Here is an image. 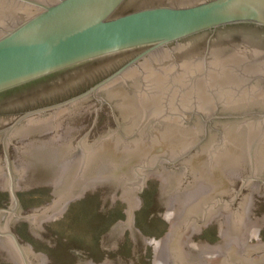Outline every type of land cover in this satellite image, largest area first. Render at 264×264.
Wrapping results in <instances>:
<instances>
[{"label": "water", "instance_id": "1", "mask_svg": "<svg viewBox=\"0 0 264 264\" xmlns=\"http://www.w3.org/2000/svg\"><path fill=\"white\" fill-rule=\"evenodd\" d=\"M127 1L0 0V95L145 49L83 93L25 112L1 131L0 254L10 255L1 261L49 264L31 245H20L11 233L16 222L30 221L35 237L43 238V224L65 219L76 200L109 187L112 210L114 201H124L129 223L112 228L106 250H117L132 230L135 255L139 236L144 247H155L156 264H264V113L214 120L212 128H221L206 138L201 115L191 113L211 94L225 104L264 96L263 83L241 88L238 81L218 91L233 84L221 64L207 75L178 73L159 81L162 75L152 76L158 67L144 65L141 78L104 91L151 55L207 32L251 26L263 35L264 0L136 3L125 13L133 3L120 10ZM54 90L39 91L29 105L55 101ZM212 105L203 115L264 108ZM13 107L0 113V125L25 106L17 100Z\"/></svg>", "mask_w": 264, "mask_h": 264}, {"label": "flooded vegetation", "instance_id": "2", "mask_svg": "<svg viewBox=\"0 0 264 264\" xmlns=\"http://www.w3.org/2000/svg\"><path fill=\"white\" fill-rule=\"evenodd\" d=\"M175 1L184 2L186 0ZM175 1L133 0V3L128 8H124V6H126L130 2V0H128L120 10H123V8L128 9L125 13L133 11L134 5L136 3H144L145 5H147L144 7L177 6L178 4H173ZM260 34L261 33H256L255 28L251 26H228L218 29L215 32H207L206 34L195 37L188 41V43L183 42L181 44L171 45L168 48H165L151 55L147 59L139 62L136 66L126 72L122 79H120L118 82L108 87L104 91L108 90L113 86H123V83H128L131 82V80H137L138 78H141L144 70V65H148L149 69H154V67L156 66L158 67V72H155V74L152 76L156 78V76L158 77L162 75V77L160 76L161 78H156L159 81L164 79L166 80V78L168 80L170 77H173L178 73L188 74L190 72H199L202 75H207L206 73H210L212 71V66L217 67L221 64L223 67L226 68L223 70H225L229 73V75H231L230 81H233V84L229 85V83L226 86L221 85V87L224 88H220V85H217V87L215 85L216 88L219 87L218 91H221L220 89H228V87L231 88V86H236V83H238V81H240L242 84H240L241 88H252V86H254L257 82L263 83L264 86V75L261 74L260 71L262 69L264 70V34ZM255 49H262L263 52H258ZM144 50L145 49H134L124 53L98 59L1 94L0 113L12 110L10 108H14L13 104L17 100H21L22 105H24L25 107L21 110H17L18 112L13 114V117L11 118V120H9L7 124L0 125V140L3 136V133L1 131L7 128L20 115L31 110L59 103L61 101L74 97L80 93H83L84 91L93 87L101 80L116 72L121 67L131 62ZM197 50L202 51V56H199L200 59L194 58L187 61L185 58H183L187 55L194 54ZM159 53H161L160 55L163 58H157L155 60H152L154 56ZM186 65H197L199 66V69L186 70L184 68ZM216 75L217 74H215V76ZM164 76L167 77L164 78ZM45 89H55L54 91H52V96L56 97V100L49 102L45 105H29V100L32 99V96L34 97L35 101L38 100L35 99V96L37 95L36 93ZM104 91L100 92L97 96H100L101 93H103ZM209 96L210 99H207V105L201 107V110L191 109L192 115H201V118L204 121L203 135H205V138L210 130L221 128L219 125L216 128H212V121L214 120H238L232 118H225V116L254 112L264 113V108L245 107L250 103L264 104V96H259V98L251 99L248 101L245 99L239 100L233 104H225L219 101V96H217L216 94H211ZM89 99L91 100L95 98L91 97L86 100ZM212 104H215L217 107L223 105L225 107L235 108H241L244 106L245 108L243 111H240L238 113H220L218 110L214 109L213 111L211 110L212 112H210L209 114L203 115V112H205V110L208 111L209 108L213 106ZM197 107L199 108V106ZM208 118L212 119L209 122H206ZM205 138H203L202 140H204Z\"/></svg>", "mask_w": 264, "mask_h": 264}, {"label": "rangeland", "instance_id": "3", "mask_svg": "<svg viewBox=\"0 0 264 264\" xmlns=\"http://www.w3.org/2000/svg\"><path fill=\"white\" fill-rule=\"evenodd\" d=\"M129 211L124 201H114L112 210L109 187L98 189L97 196H83L67 210L66 218L45 223L43 238L35 237L30 221H17L11 233H17L20 245H31L34 256L46 255L49 264H156L155 247H144L137 236V255L134 252L132 230L125 233L117 250H106L112 245L113 227L129 223ZM10 255L0 254L1 261Z\"/></svg>", "mask_w": 264, "mask_h": 264}]
</instances>
